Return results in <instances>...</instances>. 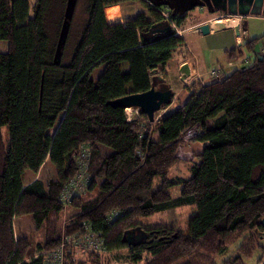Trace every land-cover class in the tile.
<instances>
[{"label":"trees","instance_id":"trees-1","mask_svg":"<svg viewBox=\"0 0 264 264\" xmlns=\"http://www.w3.org/2000/svg\"><path fill=\"white\" fill-rule=\"evenodd\" d=\"M125 1L145 10L108 23L118 19L112 5ZM51 2L0 0V40L7 43L0 52V264H49L47 256L62 243L63 264H110L107 257L122 250L126 264H176L186 257L180 264H247L254 252V264H264V244L251 237L254 228L264 229V53L186 85L187 99L156 120L138 109L127 119L124 108L108 101L149 89L152 70L164 71L185 46L174 31L150 34L151 25L187 26L186 15L149 0H88L69 58L62 59V46L55 61L64 11L51 35ZM256 40L245 42L248 50ZM189 131L202 147L192 154L188 177L170 176ZM81 145L90 153L87 179L73 188ZM46 160L56 175L26 182L24 171L37 173ZM173 186H180L177 195L168 191ZM188 205L194 210L183 232L146 219ZM66 207L73 211L60 227L56 221ZM28 214L35 228L46 230L41 241L14 231V220ZM131 230L140 240L127 244ZM86 232L101 239L102 250L83 249L84 257L76 258L67 239ZM238 239L234 255L217 262Z\"/></svg>","mask_w":264,"mask_h":264},{"label":"rangeland","instance_id":"rangeland-1","mask_svg":"<svg viewBox=\"0 0 264 264\" xmlns=\"http://www.w3.org/2000/svg\"><path fill=\"white\" fill-rule=\"evenodd\" d=\"M31 4L35 0H29ZM88 0H76L73 14L71 17V24H70V31L69 35L65 41V44L63 45V60H67L71 54L72 48L77 40V36L80 33L81 26L83 25L85 18H86V6H87ZM121 12L123 15L132 14L134 11L137 13L139 11L145 10L144 7L138 2V1H127L122 3L121 5ZM65 3L62 0H52L50 10L48 11L47 17H46V27L51 35H54V33L57 31V22L61 20V16L63 15ZM138 10V11H136ZM169 10V9H167ZM105 13V12H104ZM128 13V14H127ZM165 14L167 12L165 11ZM29 15H32V11L29 12ZM187 20H185V23H196L200 19H208V20H214L216 18L220 19H233L236 20L237 18H243L244 16L239 15H229L227 13H224L222 11H213L209 12L205 7H195L191 9L190 11L185 13ZM124 18V17H123ZM242 28H245V31L247 32L248 40L257 38L255 41V46L253 50H248L245 46V42L247 41V38H244L242 34V39L240 43L235 42L234 47L236 49H239L241 53V57L237 56L233 59H229L233 66L229 67L227 65V61H229L224 51L221 49V42L220 38L221 36L224 37L225 42L230 43L232 40L226 36L225 32L222 33H206L202 34L201 32H197L195 34L186 33L185 39L187 40V47L190 50L191 54L195 56L196 60H200L202 64L203 69H210L213 67H221L220 74H227L226 72H229L237 67H241L243 64H249L252 62L254 54L259 51V49L262 47L264 48V14H250L248 17H244L242 20ZM175 26L174 24H172ZM186 25L182 27H178L179 31L182 32L185 30ZM180 35V34H178ZM181 36V35H180ZM233 44V43H231ZM7 48V43L4 40H0V52H5ZM185 46H182L179 49H176V51L173 53V56H177L175 60H171L169 62V71L171 75V79H174L176 81H179L180 73L176 71V59L181 57L188 56V53H186ZM185 51V53H184ZM179 54V55H178ZM240 61L243 62V64H240ZM102 65L96 67L92 72V77H97V75L101 72ZM163 72V71H162ZM209 75V73H208ZM210 78V75H209ZM184 81V80H183ZM186 85H191L193 83H198V81L201 82V79L192 76L189 79L185 80ZM127 112H131L130 114L134 115V117L137 115L134 111H132L130 108L126 109ZM168 111V110H167ZM165 107H161L159 111H157L154 115V120L160 118L164 114H166ZM52 132V130H50ZM193 134L192 131H189L188 134L184 135L182 138V141L180 142V145L177 149V154L179 156V161L171 167L169 174L170 176H181L183 178H186L189 176V166L191 162V157L193 152L199 148L198 144L190 143L193 142L191 140V135ZM152 137L156 138L157 135H152ZM188 142V144H187ZM56 168L53 164H51L50 161H45L43 165L40 167L39 171L37 173H33L30 170L24 171V179L26 182H29L33 180L34 178H39L43 182H46L49 178H52L56 175ZM180 186H173L168 189L169 193L171 195H177L179 193ZM194 208L192 206H182L177 207L173 209H168L165 212L161 213H155L146 219L150 223H159L160 221H164L167 224L173 226L175 229L181 230V232L184 231L187 227L188 218L193 212ZM72 209H68L67 207L64 208V210L59 214L56 223L58 226H62L63 222L66 221L72 213ZM264 228V227H263ZM264 229H258V231L262 232ZM14 231L17 234V236H29L30 239H32L34 242L41 241L43 237L45 236L46 230L44 228H35L33 219L31 215H22L20 217H17L14 220ZM136 235V234H134ZM251 237L253 239L257 240L259 239L258 233L254 230H251ZM261 243L264 244V238L259 239ZM241 239L236 240L233 244H230L228 246V249L225 251V253L221 256L215 257V260L217 262H222L226 257L233 256L235 253V249ZM126 250H122L120 252H117L116 254H111L108 258V262L111 264L113 261H116L117 264H126L124 261L125 252ZM199 253V252H198ZM76 258H82L84 257L83 251L81 249H76L75 252ZM189 257H186L184 259H181L176 262V264H180L182 262H185ZM257 260V252H254L251 255V258L246 260L247 264H254ZM138 264H143V262H139Z\"/></svg>","mask_w":264,"mask_h":264},{"label":"water","instance_id":"water-1","mask_svg":"<svg viewBox=\"0 0 264 264\" xmlns=\"http://www.w3.org/2000/svg\"><path fill=\"white\" fill-rule=\"evenodd\" d=\"M76 0H67L64 9V18L59 32L57 41L55 61L58 60L62 46L64 45L70 19L73 14ZM150 3L158 6H166L172 14H185L195 7H206L207 11H222L229 15L247 16L250 14H264V0H149ZM198 30L202 34L209 31V25L202 23L198 26ZM174 31V26L167 20L152 24L149 30L150 34L170 33ZM238 35V28L236 30ZM156 69L152 70L154 73ZM182 71V70H181ZM183 73V78L185 73ZM173 96L172 90L165 84L163 77L152 76L151 85L149 89L139 93H131L122 97L108 101V104L113 107L121 108H135L145 114L149 121L154 120V115L161 107L168 105ZM259 223L264 227V216L260 219ZM258 233L259 239L264 238V230L258 231L257 228L253 229ZM136 234V235H134ZM140 240V234L135 233L134 230L126 231L124 241L127 244H132Z\"/></svg>","mask_w":264,"mask_h":264},{"label":"crops","instance_id":"crops-1","mask_svg":"<svg viewBox=\"0 0 264 264\" xmlns=\"http://www.w3.org/2000/svg\"><path fill=\"white\" fill-rule=\"evenodd\" d=\"M125 2H127V1H125ZM122 3H124V2H122ZM122 3L112 5V6L117 7L118 19L113 21V22H110L106 19L108 23H115V22L124 23L126 19H129L136 14V12L134 11L132 14L127 13L128 15L122 16V12H121ZM108 7H111V6H108ZM136 11H138V10H136ZM248 16L249 15L244 16V17H248ZM243 18H237L236 20H233L230 18H227V19L216 18L214 20H208V19H202L201 20L200 19L196 23L191 22V23L187 24L185 30L180 35L184 39V44H185V48H186L185 51H186V53H188V56H186V57L179 56L176 59V63H175L176 64V71L180 73V76L178 79L179 81L171 79V75H170V71H169V64H170L169 62H171V60H175V58L177 56L172 55V57L167 61L163 72L156 69V71L154 73H151V77L152 76L163 77L165 84L173 92L171 102L165 106L166 112L172 111L173 109H175L177 106H179L181 103H183L187 99L188 92L185 88V86H186L185 80L189 79L192 76H196V77L201 79V82H205V81L209 80V75H208L209 71L212 69H215V68H219L218 75H224V73L220 74V71H221L220 66L213 67L210 69H203L202 68L203 63L200 60H196L195 56L192 55L190 50L188 49L187 40L185 39V34L186 33L195 34L197 32H200L198 30V26L202 23H207L209 25L208 34L209 33H213V34L219 33L220 34L222 32H225L226 36H228L232 40V42H230V43L225 42L224 37L221 36V38H220V41H222L221 42V49L224 51L226 58L229 60V58L227 57V54H226L227 51L235 48L234 47L235 42H237V43L242 42L241 39L243 36H244V38H247V36H248L247 32L245 31V28H242V21L241 20ZM237 28H238V32H239L238 35L236 34ZM242 34H243V36H242ZM246 40H248V38ZM231 43H233V44H231ZM261 50H264V48L261 47L258 52H260ZM185 51H184V53H185ZM240 64H243V62L240 61ZM227 65L229 67L233 66V64L230 60L227 61ZM243 65H241V66H243ZM181 70L186 74L184 78L182 76L183 73ZM231 71H229V72H231ZM229 72H226V73H229ZM153 135H157V132H155ZM190 143L198 144L199 148H197L196 150H200L202 147L201 142L193 141ZM187 144H188V142H187Z\"/></svg>","mask_w":264,"mask_h":264},{"label":"built area","instance_id":"built-area-1","mask_svg":"<svg viewBox=\"0 0 264 264\" xmlns=\"http://www.w3.org/2000/svg\"><path fill=\"white\" fill-rule=\"evenodd\" d=\"M174 32L176 34H181L178 28L174 26ZM261 53H264V50L260 51ZM219 68H215L209 71L210 78L211 77H216L220 76L218 75ZM125 108V113H126V118L131 119L134 117V115L130 114L129 112L126 111ZM132 111L137 114V109L135 108H130ZM89 150L86 146L81 145L79 149V166H80V172L76 176V181H73V188H82V185L84 184V181L87 179V165H88V160H89ZM82 179V180H81ZM72 188V189H73ZM71 194V189L66 191V194L64 193L63 197L68 198ZM71 245L75 247V249H87V250H93L95 252H101L102 250V241L99 239V237L96 236V234L86 232L83 233L80 236H77L76 238H68L67 239ZM64 253H65V248L64 244H60L59 247H57L55 250H53L49 255L47 256L49 258V264H63L64 261Z\"/></svg>","mask_w":264,"mask_h":264},{"label":"flooded vegetation","instance_id":"flooded-vegetation-1","mask_svg":"<svg viewBox=\"0 0 264 264\" xmlns=\"http://www.w3.org/2000/svg\"><path fill=\"white\" fill-rule=\"evenodd\" d=\"M206 8V7H205Z\"/></svg>","mask_w":264,"mask_h":264}]
</instances>
